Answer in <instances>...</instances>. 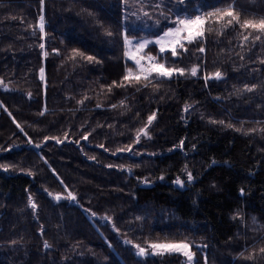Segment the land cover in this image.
Wrapping results in <instances>:
<instances>
[{
    "label": "trees",
    "instance_id": "obj_1",
    "mask_svg": "<svg viewBox=\"0 0 264 264\" xmlns=\"http://www.w3.org/2000/svg\"><path fill=\"white\" fill-rule=\"evenodd\" d=\"M229 4L241 21L264 17V0H44L43 8L0 0V165L8 166L0 167V264H184L178 254L139 257L133 247L169 241L188 242L194 264H264V38L245 42L238 24L212 23L176 57L152 43L143 55L199 65L197 76L157 82L153 73L158 87L133 81L108 91L128 68L139 72L124 55L125 36L155 40L178 16ZM128 7L148 13L135 28ZM73 49L95 60L69 59ZM217 70L221 79L205 80ZM154 112L149 135L134 143ZM128 145L131 152H116ZM86 213L111 219L92 223Z\"/></svg>",
    "mask_w": 264,
    "mask_h": 264
},
{
    "label": "snow or ice",
    "instance_id": "obj_2",
    "mask_svg": "<svg viewBox=\"0 0 264 264\" xmlns=\"http://www.w3.org/2000/svg\"><path fill=\"white\" fill-rule=\"evenodd\" d=\"M181 3L184 2V0H180ZM41 6L43 8L44 5V0H40ZM159 7V5H157ZM234 9V4H229L226 8H215L213 11H209L207 13H202L199 10H197V14L194 17H184L180 18L179 16L176 18V20L173 22L174 27H170L166 32H164L163 36L157 38L155 40V44H158L160 46V53H165L166 48L170 49L171 55L173 57H176L178 55L177 52V47L184 48V42L186 41L187 43H195L199 40H201L205 32H211L213 31L212 27L210 26L212 23H217L221 25V29L233 26L234 24H238L240 29L245 30L248 32L247 35H242L243 41H248L249 37H252L254 41H260L262 38H264V17H261L259 19H252V18H245L241 21L240 18V13L236 12L233 10ZM148 13H145V16H147ZM206 25H209L206 27ZM37 27L39 28V31L41 33V39H44V32H45V17L43 15H40L39 17V22L37 24ZM253 33H256L253 35ZM108 35H112L111 32L107 33ZM171 38V39H169ZM132 43L131 40L128 39L127 36L124 38V45L126 49L128 46ZM151 43L150 41H143L142 43H139L137 45V51H143L144 48ZM41 49H44L45 45L41 43L39 45ZM186 50V49H185ZM205 48L203 46L199 47L198 51L200 53L205 52ZM54 52L58 53V50L54 49ZM43 55L45 57L48 56L47 52H44ZM125 57L132 59L135 61V64L139 68V72L137 74H134L131 68H128L127 74L122 78L121 82L117 84L116 81H113V84L108 86V91L111 92L113 87H124V86H131L133 81L137 84H141L142 81L145 83H142L143 87H147L149 84H152V86L158 87V83L153 84L152 79H149V77L153 76V73L155 74L154 79L158 82L160 79H171L176 75L179 76H185L186 74H190L191 76L195 77L197 76L198 73V68L199 65H195L191 67V69H185L181 67H168L166 66L165 63H160L157 61L156 56H147V61L148 64L147 66H144L141 64V61L145 59V57L141 56L140 58H137L135 55L131 54L129 51H125L124 53ZM76 57H81L83 59H86L89 62H93L95 60V57L93 56H85L83 52H80L76 49L72 50L71 56L68 57L69 59L75 60ZM243 59V57H241ZM260 63L264 64V60H261ZM40 79L44 80L45 78V69L43 67L40 68ZM223 74L217 70L214 73L208 74L205 76V80L209 79H221ZM0 84H3V81H0ZM5 89H7V85H4ZM256 85H252L249 87L248 85L244 86V91L251 92L255 89ZM239 91V90H238ZM29 95H31L29 93ZM87 99V97H86ZM79 103H83V101H79ZM121 104H123V101H121ZM2 106V105H0ZM97 107H100V105H97ZM113 108H116L117 105H112ZM190 105H185V111H188L190 108ZM6 110V109H5ZM41 115L44 113L41 112ZM156 118V113H152L147 119V123L144 125L143 128H140L137 133H136V139L134 143H139L141 135L143 136H148V128ZM15 123V120L13 121ZM211 123H219V124H224V121H215L212 120L210 121ZM17 128H20L21 131L23 129L21 128L20 124L16 125ZM228 127H232L231 124L227 125ZM239 131V129H238ZM264 131V130H262ZM65 137H67V133L64 134ZM48 139H53L56 141V143H61V139L57 137H45L44 140L47 141ZM84 140L88 139V135H85L83 137ZM29 144L33 143L31 140L28 141ZM76 143H79V141H76ZM183 141H181V147L183 146ZM35 147L40 148V144H36ZM99 147H104L103 145H99ZM105 151H108L107 148H104ZM133 150L132 145H128L124 148H118L116 152H131ZM116 152H113V155H116ZM90 159H95V157H89ZM47 163V161H45ZM113 165H109V167H112ZM0 167H3L5 170H7L8 166L7 165H0ZM120 168H123V165L119 166ZM186 171V169H185ZM29 174H31L29 172ZM163 179V177H161ZM194 180V176L192 173L188 172L187 173V181L192 182ZM176 185H179L180 187L185 186V181L182 180L181 178L177 177V179L174 181ZM243 191V190H242ZM50 196L52 193H48ZM69 197L71 199H75V196H73L71 193H69ZM55 199L59 200L60 196L59 194L56 195ZM29 205L31 208L35 211L37 208V205L33 202L32 197L29 196ZM93 215H95L93 213ZM106 219H111V218H106ZM139 219V217H138ZM15 243V241L13 242ZM127 243L131 244L132 241H127ZM44 247L48 248L50 245L45 242ZM134 248L137 249L136 255L139 257H145L148 255H164V254H170V253H180L183 254L189 264H194V253L191 251V245L188 242L180 241V242H150L147 243V249L139 244H134ZM148 249H151V252L148 251ZM261 253H264V248L260 249ZM244 254L241 253V256ZM252 255L250 254L247 259H252ZM195 264H198V261L195 262ZM205 264H207V259L205 258Z\"/></svg>",
    "mask_w": 264,
    "mask_h": 264
},
{
    "label": "rangeland",
    "instance_id": "obj_3",
    "mask_svg": "<svg viewBox=\"0 0 264 264\" xmlns=\"http://www.w3.org/2000/svg\"><path fill=\"white\" fill-rule=\"evenodd\" d=\"M126 13L128 14L127 16H133L134 17V21L133 22H131V27L132 28H135L136 27V25H135V23H136V21L138 20V19H140V18H142V17H144L145 16V13L142 11V9H139V10H136V9H134L133 7H128L127 8V10H126ZM196 14H193L192 15V17H194ZM141 22V21H140ZM152 24V25H151ZM151 24H145L146 25V27H148V30H151V31H153L155 28H154V26L153 25H155L154 23H151ZM151 25V26H150ZM167 31V30H166ZM165 31V32H166ZM164 34V33H163ZM163 34L161 35V36H163ZM160 36V37H161ZM169 39H171V38H169ZM145 40H147V41H150L151 43H149L148 45H151L152 43L153 44H155L154 42H155V40H152V35L151 34H148V35H146V37H143V38H141L140 40H131L132 41V43L128 46V48L126 49L127 51H129L131 54H133V55H135L137 58H140L141 56H143V57H145V59L144 60H142V61H145L146 59H147V57L145 56V55H143V51H137V45L139 44V43H142L143 41H145ZM147 45V46H148ZM155 45H157V46H159L158 44H155ZM146 46V47H147ZM160 47V46H159ZM145 49V48H144ZM166 50H170V49H167L166 48ZM127 58V57H126ZM129 61H131L132 63H134L135 64V61L134 60H132V59H129V58H127ZM137 66V65H136ZM64 198L65 199H67L68 201H69V203H74L75 204V199L73 200V199H71L70 197H69V193H66V195H64ZM86 216H87V218L92 222V223H95V222H108L106 219H105V217L104 216H95V215H93L92 213H86ZM149 252H151V249H149ZM172 254H178V255H180L182 258H183V261H184V264H189V262H188V260H187V258L183 255V254H180V253H170V254H164V255H172ZM164 255H153V256H164Z\"/></svg>",
    "mask_w": 264,
    "mask_h": 264
},
{
    "label": "built area",
    "instance_id": "obj_4",
    "mask_svg": "<svg viewBox=\"0 0 264 264\" xmlns=\"http://www.w3.org/2000/svg\"><path fill=\"white\" fill-rule=\"evenodd\" d=\"M141 64L144 65V66H147V64H148L147 59L145 61H141Z\"/></svg>",
    "mask_w": 264,
    "mask_h": 264
}]
</instances>
